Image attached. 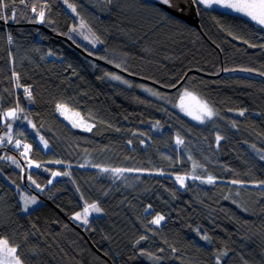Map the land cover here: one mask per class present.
I'll list each match as a JSON object with an SVG mask.
<instances>
[{"label": "trees", "instance_id": "16d2710c", "mask_svg": "<svg viewBox=\"0 0 264 264\" xmlns=\"http://www.w3.org/2000/svg\"><path fill=\"white\" fill-rule=\"evenodd\" d=\"M70 2L103 43L89 48L63 38L79 20L61 0H49L51 24L30 22L31 9L19 0L17 19L0 20V111L19 102L20 115L49 143L44 150L26 121H17L14 135H26L15 139L32 145L28 157L20 155L22 146L0 145V156L21 165L0 160V239L17 247L23 264H216L221 252L227 255L220 264H264V76L258 74L264 72V29L219 8L200 6L196 27L165 19L170 13L146 0ZM140 83L167 92L168 102L141 92ZM29 86L31 102L23 91ZM183 88L218 115L197 124L178 113L173 104ZM64 102L94 125L91 131L60 116L56 104ZM5 130L0 124V135ZM217 135L223 137L218 145ZM177 136L184 141L178 147ZM29 159L41 167L29 168ZM101 167L126 171L117 179ZM54 171L70 175L52 180ZM193 175L215 182L188 178ZM177 176L185 178L184 188ZM20 192L41 202L24 212ZM85 203L102 209L87 226L72 219ZM157 215L165 217L159 226L150 223ZM205 233L210 241L201 239ZM141 236L147 239L137 244Z\"/></svg>", "mask_w": 264, "mask_h": 264}, {"label": "snow or ice", "instance_id": "6c2138e0", "mask_svg": "<svg viewBox=\"0 0 264 264\" xmlns=\"http://www.w3.org/2000/svg\"><path fill=\"white\" fill-rule=\"evenodd\" d=\"M54 2V0H53ZM61 2L66 6L68 10L71 11V14L79 20L78 24H73L72 27L69 28L68 33H65V35H69L70 33H77L79 35H84V30L87 29L89 32H91V29L88 27L85 20L80 17L77 7L75 3L70 2V0H61ZM113 0H107L108 4H111ZM159 4H162L166 6L167 9H171L174 13H176V16H172L171 14L164 13V18L168 19L177 25L181 23L179 20V16H182L184 14L185 7H191L193 5L197 6L196 8V15L200 16L202 15L200 6L203 7V9H214L215 7H220L223 9L231 10L234 13L240 14L249 20L253 21L256 25H258L261 29H264V0H158ZM19 5L23 6L24 10H27L29 7L31 9L32 15L27 16V19L30 22L33 23H53L52 20L47 19V13L51 11V7L49 5V0H36V2H32V0H19ZM8 9H11V15H7L6 12ZM18 11H21V9L18 8V6H15L14 0H0V20H3L5 23H7L9 20H16ZM229 35H232L231 32H229ZM94 36V34H93ZM71 35H69V39H71ZM85 39H88L87 36H85ZM233 39H238L237 36L233 35ZM8 43L11 44L13 42V37L11 34H8L7 36ZM93 44V47H95L96 43H103L102 40H99L98 37L94 36L93 40L89 41ZM244 43L248 44L249 47H256V45L249 43V41L244 40ZM259 47L264 48V44L259 45ZM51 54V53H49ZM116 67L120 68L121 65L117 64ZM123 70V69H122ZM225 71H232L229 69H225ZM240 71L244 72H253L254 69L251 68H243L240 69ZM259 75L264 76V72L258 73ZM106 76H108L112 80L120 81L123 84L128 85V87H132L133 85L129 83V81L122 79L121 76L116 74H109L105 73ZM13 76L16 78V87H20L19 84V76L13 72ZM185 77H180L179 80H177L174 83H171L168 85V87L176 88L180 81L185 80ZM165 85L161 84V87H164ZM145 92H148L151 96H154L158 100H163L165 103L168 102L167 96H165L163 93L156 91L152 88H147L143 85H140ZM24 93L26 94V98L31 102L33 100L32 97V90L31 86L25 87L23 89ZM191 99L195 101V111L196 115H193L192 111L189 110L188 107L185 106V100ZM178 100L179 103H174L173 107H178L181 111H183L186 115L192 116L193 119L197 120L199 123H205V121H211L213 117L218 115V112L211 106V104L201 98L200 96L196 95L193 91L189 90L188 88H183L178 92ZM67 103H57L56 104V110L59 112L61 116H65V119H68V117L65 115V112L67 109ZM25 111L24 108H22L17 102L15 106L11 109H8L7 111H0V124H2L3 128L6 129L4 131L3 135H0V145H4L5 142H7L8 145H13L14 148L20 149L21 146L23 147V151L20 153L22 157L27 158L29 152L32 150V145L23 143L20 139H15V136H25L26 130H20L15 131L14 135V123L17 121H26L27 125L32 128V130L35 132L36 136H39L40 143L43 145V148L47 150L49 148V143L45 138L40 135V132L37 130L36 125L33 124V122L27 117V116H21L20 114ZM245 113L244 111H240L239 115L243 116ZM76 116H80V114L77 112ZM81 122L83 123L82 130L84 131H91L92 127L94 125L88 124L86 120H84L83 117H80ZM159 125V122H157V126ZM79 125L76 123H72V127H78ZM232 127H236V124L233 123ZM142 135V133H141ZM223 139L220 135L216 136L217 145L219 142ZM143 143V141H141ZM184 143L183 139H181L179 136L176 138V144L182 145ZM254 151H256L258 154L261 153L260 149L256 148V145H251ZM191 159V157H189ZM259 159L261 161H264V154L259 155ZM0 160H10L13 164L16 165L17 168H20L21 165L17 162V160L14 157L11 156H0ZM54 163H61V161H54ZM36 168H40V164L34 165ZM28 167H33V161L28 160ZM96 167H99L98 165ZM200 167L198 164H193V168ZM23 171V169H21ZM47 171V169H44ZM100 172H111L117 179L120 178V174L123 171H126L125 169H112V168H99ZM127 171H131L128 169ZM52 177L55 178L57 176H68L70 173L68 172H59L54 171L51 173ZM190 179H201L199 176H191L188 177ZM28 179L31 181L32 184H35L36 188L40 191H43V189L40 187L38 183H36L35 180H32L31 175L29 174ZM177 182L180 184L181 187L185 186V178L177 176L176 177ZM215 182V178L212 176H208L206 180L201 179V183H208L212 184ZM49 184H52L53 181L49 180ZM232 184H238L241 183L238 180H232ZM259 185H264V181H260ZM258 185V186H259ZM79 191V189H77ZM83 199V197H81ZM225 199H228V197H224ZM26 205L31 203H36L35 197H28L25 199ZM151 208V205H149L148 208L145 209V212H149ZM27 210V207L25 208V211ZM102 209L98 206L97 203H85V206L82 210V212H77L75 216L73 217V220L80 221L82 225L87 226L89 224V216L92 213H100ZM165 217L163 215H157L152 221H150L151 224L159 226L161 224V221H163ZM199 235V233H198ZM147 239L146 236H141L140 240L136 241L137 244L140 243V241ZM201 239L210 241V237L205 233L201 235ZM163 251V249H161ZM173 252L176 251L175 248L172 249ZM141 255H148L150 259H156L159 260V257H154L149 253L141 252ZM226 252H221L216 257V264H220V257L226 256ZM0 264H23V261L21 260L20 256L18 255L17 247L9 246V241L6 239H0Z\"/></svg>", "mask_w": 264, "mask_h": 264}, {"label": "rangeland", "instance_id": "374dc122", "mask_svg": "<svg viewBox=\"0 0 264 264\" xmlns=\"http://www.w3.org/2000/svg\"><path fill=\"white\" fill-rule=\"evenodd\" d=\"M215 8H219V9H222V10H226V11H229V12H232L231 10H228V9H223V8H220V7H215ZM234 13V12H233ZM78 23H79V21H78ZM77 23V24H78ZM93 32L91 31V32H89L87 29H85L84 30V35H79V34H77V33H70L69 35H71V37H72V39L73 40H75V41H77V42H79V43H81V44H83V45H85V46H87V47H89V48H94L93 47V44L92 43H90L89 41L90 40H93L94 39V36H95V34H94V36H93ZM85 36H87L88 37V39H85ZM96 37V36H95ZM97 45H99V43H96L95 44V47L97 46ZM119 76H121L122 77V79H124V77L122 76V75H119ZM112 80V79H111ZM124 80H126V79H124ZM140 85H143V86H145V87H147V88H152V89H154V90H156V91H159V92H161V93H163L165 96H167V98L169 97V95H168V93L167 92H164V91H160L159 89H157L156 87H154V86H152V85H150V84H147V83H140L139 85H138V88H139V90L141 91V92H143V93H145V94H147L148 96H150V97H153V98H155L154 96H151L148 92H145L141 87H139ZM197 95V94H196ZM199 96V95H198ZM201 97V96H200ZM202 98V97H201ZM204 99V98H203ZM175 103H179V100H178V97H177V99H176V101H175ZM185 106L186 107H188L189 108V110L190 111H192V113H193V115H196L197 113H196V111H195V101H193V100H191V99H186L185 100ZM212 106V105H211ZM213 107V106H212ZM175 108V110L178 112V113H180L181 115H183L184 117H186V118H188L189 120H191V121H193L194 123H197V124H204V123H199L197 120H195V119H193L192 118V116H189V115H186L183 111H181L178 107H174ZM214 108V107H213ZM67 111L65 112V115L68 117V119H65V116H61V117H63L68 123H70L71 125H72V123H76V124H78L79 126L77 127V128H80V129H82L83 128V123L81 122V119H80V117H82L81 115L78 117V116H76V113L78 112L77 110H74V109H70L69 107H67ZM215 110H216V108H214ZM217 111V110H216ZM59 113V112H58ZM79 113V112H78ZM80 114V113H79ZM84 120H86V119H84ZM87 121V123L88 124H92L90 121H88V120H86ZM206 122H208V121H205V123ZM15 126V125H14ZM14 130H15V127H14ZM6 131V130H5ZM4 134V132L1 134V135H3ZM38 142H39V144L41 145V147L43 148V145L40 143V140H39V138H38ZM174 143H175V145L178 147L179 145H177L176 144V138H175V141H174ZM44 149V148H43ZM45 150V149H44ZM36 164V162H33V166ZM181 177V176H180ZM56 178V177H55ZM52 180H54V178L52 177ZM175 182H176V184H177V186L178 187H180V188H184V187H181L180 186V184L177 182V180H175ZM186 181H184V183H185ZM28 197H35L36 198V203H34V204H31V203H29V204H27L26 205V203H25V199L26 198H28ZM19 199H20V203H21V207H22V211H24L25 212V208L27 207V210L26 211H28V210H30L31 208H33V207H35V206H37L40 202H41V199L37 196V195H35V194H29V193H25V192H20V195H19ZM84 208V207H83ZM83 208L81 209V210H79V211H77V212H82V210H83ZM77 212H75L74 214H72V219H73V217L75 216V214L77 213ZM94 214V213H93ZM92 215V214H91ZM90 215V216H91ZM90 216H89V218H90ZM73 221H75V220H73ZM76 222H78V223H81L80 221H76ZM11 247V246H10Z\"/></svg>", "mask_w": 264, "mask_h": 264}, {"label": "water", "instance_id": "95a60500", "mask_svg": "<svg viewBox=\"0 0 264 264\" xmlns=\"http://www.w3.org/2000/svg\"><path fill=\"white\" fill-rule=\"evenodd\" d=\"M146 1H149V2H152L153 4L155 5H158L160 6L161 8H163L165 11L169 12L170 14H172L173 16H176L177 14L174 13L171 9H167L166 6L162 5V4H159L158 3V0H146ZM179 18L191 25H194L196 27H198V17L196 15V6L193 5L191 7H185V10H184V14L182 16H179ZM38 27L40 28H43V26L41 25H37ZM68 43H70L71 45H75L74 43H72V41L66 37H63ZM76 46V45H75ZM83 53H85L83 51ZM23 178H24V181H25V167H24V170H23ZM76 226V225H75ZM81 232H83L81 229H79ZM85 235V234H84Z\"/></svg>", "mask_w": 264, "mask_h": 264}]
</instances>
